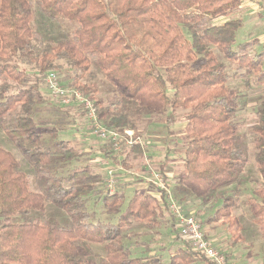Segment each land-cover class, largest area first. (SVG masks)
I'll return each instance as SVG.
<instances>
[{
    "label": "trees",
    "instance_id": "16d2710c",
    "mask_svg": "<svg viewBox=\"0 0 264 264\" xmlns=\"http://www.w3.org/2000/svg\"><path fill=\"white\" fill-rule=\"evenodd\" d=\"M243 2L0 0V128L29 165L24 168L0 144V264H96L90 243L103 245L104 264H213L182 237L165 190L159 196L147 190L127 196L117 185L108 195L105 177L88 166L74 168L79 156L59 128L41 130L48 122L40 112L48 107L68 114L74 105L59 99L55 104L47 96L46 90L54 96L47 84L51 72L60 85L91 100L102 123L122 137L126 130L143 137L141 115L151 122L161 117L168 129L184 110L183 166L173 194L179 204L187 194L208 200L239 182L249 162L237 120L245 93L232 84L230 68L247 77L246 86H264V50H251L255 40H238L243 20L231 17ZM39 14L64 20V36L55 43L44 40L49 33ZM99 74L118 100L108 102L100 95ZM254 110L253 159L261 181L245 205L264 229V95ZM104 145L105 157L113 159L111 144ZM146 149L135 144L122 151L125 169L143 159ZM158 166L166 172L165 165ZM90 196L116 221H96L86 205ZM221 202L207 222L224 223L241 239L240 216L235 214L240 201L235 194H224ZM48 204L65 210L73 226L41 221ZM136 224L157 232L166 225L183 246L168 256L152 254L150 241L134 238Z\"/></svg>",
    "mask_w": 264,
    "mask_h": 264
},
{
    "label": "rangeland",
    "instance_id": "374dc122",
    "mask_svg": "<svg viewBox=\"0 0 264 264\" xmlns=\"http://www.w3.org/2000/svg\"><path fill=\"white\" fill-rule=\"evenodd\" d=\"M42 17V15H38L39 20L42 22V29L46 34L49 33L44 40L49 38L55 43L58 41L57 39L64 36L66 32V22L60 19L46 20ZM231 17L243 20V27L238 32V40H255V44L251 50L254 52L264 50V34H261V32L256 29L259 18H264V16L254 13L242 16L236 11ZM262 21H264V19H262ZM262 24H264V22ZM230 72L232 84L238 85L245 93L244 99L246 104L238 112L237 120L240 123L239 132L243 135L242 142L249 157V162L241 172L239 182H234L220 189L217 194L211 196L208 200L197 198L192 194H187L186 200L182 201L181 205L186 214L195 216L202 223L203 230L205 234L208 235L207 237L213 245L221 251L229 253V262L231 264H264V229L261 224L250 215L245 205L246 201L251 198V190L261 181V176L253 159L255 147L252 142L254 135L252 126L256 120L254 108L258 98L264 95V86L258 87L255 83L246 86V76H237L234 68H230ZM249 79L253 81L254 77L249 76ZM98 81L100 84L101 96L106 98L108 102L111 100H118V97L114 93V88L111 87L109 81L105 77L99 74ZM45 92L55 104L59 103L57 97L52 96L47 90ZM49 109L51 108H41L40 115L44 117L42 120L48 122L46 126L42 125L44 127L41 128V130H46L50 128V126L59 128L61 136L71 140L72 145L76 148L79 157L78 162L73 165L74 168L88 166L91 172L99 174L107 179V169L109 167H116V163H119L123 156H115L113 160L105 157L102 152L105 142L103 143L97 134H95L91 123L86 116L82 114L83 108L74 104L71 106L70 113L68 114L56 108L54 110L51 109L53 112L51 113L48 111ZM178 115H180V118L168 129L165 123H162L161 117L155 118L153 122H151L147 120L148 115H141V119L138 122L140 128L139 134L143 136L142 138L145 141L144 145L147 147V154L143 159L132 161V167L127 169L128 171L125 172L124 175H117L118 179L120 178L118 184L120 185L119 188L122 189L127 196H131L135 190H147L149 192L154 190V187L150 184H147L149 188L145 190L137 187L140 184L148 183L146 179L149 175L148 161L158 170H160L158 165H165V171L169 176L167 177L171 184V189L173 190L175 188L178 174L183 166L184 130L187 124L184 119L185 111L180 110ZM51 120L53 121L52 123H50ZM0 144L12 151L19 160H21L24 168L29 170L28 162L25 157H23L22 151L19 148L17 149V147L5 136L1 128ZM127 148L129 149V147H124V150ZM224 194H235L236 198L241 203L240 209L235 213L240 216L239 231L241 233V239L239 240L233 237L228 225L221 222H207L209 217L215 214L216 210L221 206L222 196ZM86 205L91 208L89 209L90 211H88L93 212L96 221H116L115 217L109 219L99 199L90 196L86 200ZM40 219L41 221L48 222L56 221L65 227L73 226V222L68 213L53 204L47 205ZM136 225L134 229L137 230L134 232L138 233V235L134 238L140 241H150L149 246L153 249L151 251L152 254H164L168 256V252H174L180 246H183L182 241L174 240L171 229L166 227V225L160 227L159 232L149 230L139 224ZM135 239L131 242L135 241ZM128 241L130 242L129 239ZM89 247L96 264H104L106 252L103 245L90 243ZM133 248L144 249V246H135ZM168 258L169 257H166V260H168ZM196 264L206 263L198 262Z\"/></svg>",
    "mask_w": 264,
    "mask_h": 264
},
{
    "label": "built area",
    "instance_id": "2783aa9c",
    "mask_svg": "<svg viewBox=\"0 0 264 264\" xmlns=\"http://www.w3.org/2000/svg\"><path fill=\"white\" fill-rule=\"evenodd\" d=\"M47 84L51 93L64 105L78 103L83 106L85 116L91 123L95 134H97L103 143L109 142L111 144L114 156H120L124 144L127 147H132L135 144L145 146L144 139L142 137H135L132 130H126L125 137H122L117 131L108 129L98 118L94 103L85 98L79 91L67 89L60 85L55 73L51 72L48 74ZM151 165L152 164L148 161L149 175L146 177L147 182L156 189L153 193L157 194V196H159L158 193L161 190L167 192L170 200V208L178 220V226L182 237L189 241L196 251L204 254L213 264H231L225 252L216 248L208 237H206L202 223L195 216L188 215L184 212L182 205L179 204L174 197L171 184L168 181V174L155 169ZM127 171L128 170L125 169L121 161L116 163V167H109L107 169L108 175L105 190L108 195H113L117 189V175H124Z\"/></svg>",
    "mask_w": 264,
    "mask_h": 264
},
{
    "label": "crops",
    "instance_id": "0c3cea01",
    "mask_svg": "<svg viewBox=\"0 0 264 264\" xmlns=\"http://www.w3.org/2000/svg\"><path fill=\"white\" fill-rule=\"evenodd\" d=\"M237 12H238V14H240L242 16L251 15L252 13L262 14L264 16V0H244V2L239 7ZM262 19H264V18H259V20L256 24V29H257V31H260L261 34H264V24H262L264 21H262ZM260 24H262V25H260ZM147 184L148 183H143L137 187L145 190V189L149 188V185H147Z\"/></svg>",
    "mask_w": 264,
    "mask_h": 264
}]
</instances>
